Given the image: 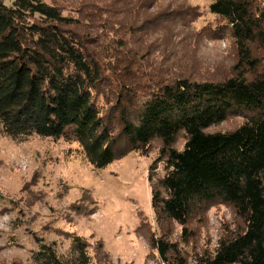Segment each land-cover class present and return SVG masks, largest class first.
<instances>
[{"label":"trees","instance_id":"16d2710c","mask_svg":"<svg viewBox=\"0 0 264 264\" xmlns=\"http://www.w3.org/2000/svg\"><path fill=\"white\" fill-rule=\"evenodd\" d=\"M185 1L0 0V132L77 145L97 170L155 154L157 230L138 226L151 257L190 264L193 248L200 264H264V0H212L219 21L204 32L234 53L223 74L207 76L168 31L200 15ZM153 31L162 34L152 44ZM216 205L233 211V226L197 250ZM67 236L66 252L37 238L35 263L112 264L103 243L92 254Z\"/></svg>","mask_w":264,"mask_h":264},{"label":"rangeland","instance_id":"374dc122","mask_svg":"<svg viewBox=\"0 0 264 264\" xmlns=\"http://www.w3.org/2000/svg\"><path fill=\"white\" fill-rule=\"evenodd\" d=\"M185 2L200 15L193 22L180 17L179 22L190 24L168 30L174 36L180 33L175 50L189 49L184 61L206 76L223 74L233 62V44L228 39L210 41L204 32L219 21L210 13L212 0ZM160 34L153 31L152 44ZM235 125L229 121L224 127ZM154 158L130 153L97 170L77 152V145L37 136L14 140L0 132V264H36L37 238L56 242L58 251L66 252L72 243L68 234L90 242L92 254L97 243H103L112 264H164L158 256L151 257L147 239L138 234L142 220L157 230L148 182ZM233 222L230 208L214 206L198 230L197 250L214 249ZM188 252L190 264H200L193 248Z\"/></svg>","mask_w":264,"mask_h":264}]
</instances>
